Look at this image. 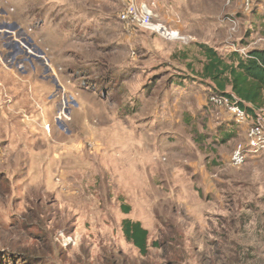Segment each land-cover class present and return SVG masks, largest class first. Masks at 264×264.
<instances>
[{"label":"rangeland","instance_id":"1","mask_svg":"<svg viewBox=\"0 0 264 264\" xmlns=\"http://www.w3.org/2000/svg\"><path fill=\"white\" fill-rule=\"evenodd\" d=\"M130 1L0 0V264H264V153L230 163L264 109L239 125L208 102L224 94L203 91L187 37L211 30L228 58L227 0H134L191 48L148 79L141 48L180 43L120 21ZM250 1L248 16L227 3L236 48L264 38L244 27ZM124 220L147 231L143 250Z\"/></svg>","mask_w":264,"mask_h":264},{"label":"trees","instance_id":"2","mask_svg":"<svg viewBox=\"0 0 264 264\" xmlns=\"http://www.w3.org/2000/svg\"><path fill=\"white\" fill-rule=\"evenodd\" d=\"M198 47L205 51L208 60L202 73L216 85L214 88L216 92L226 95L233 101L236 100L237 105L249 114L264 109V50H252L247 53L246 58L233 52L228 58L223 59L205 45ZM227 86L230 87V91L225 93ZM122 230L129 242L140 250L144 249L147 231L139 222L124 220Z\"/></svg>","mask_w":264,"mask_h":264},{"label":"built area","instance_id":"3","mask_svg":"<svg viewBox=\"0 0 264 264\" xmlns=\"http://www.w3.org/2000/svg\"><path fill=\"white\" fill-rule=\"evenodd\" d=\"M227 3H229V0H227ZM243 10L245 12L251 10L250 0H243ZM119 20L137 30L157 35L165 41L183 39L177 30L170 29L165 24L157 21L156 13L148 4H136L134 0H131L119 14ZM231 30L234 31V27ZM237 52L243 58L247 57L244 50H238ZM208 102L219 108H225L233 117L234 122L239 125H243L250 119L249 114L237 105L236 100L233 101L225 95L212 94L209 96ZM252 120L247 130L246 144L236 146L231 155L230 163L233 166L239 167L244 164L249 155L264 153V113H256Z\"/></svg>","mask_w":264,"mask_h":264},{"label":"crops","instance_id":"4","mask_svg":"<svg viewBox=\"0 0 264 264\" xmlns=\"http://www.w3.org/2000/svg\"><path fill=\"white\" fill-rule=\"evenodd\" d=\"M252 3L254 4L253 6V13H252V16H249V21L247 23H245L244 27L245 26H250L251 28H253V32L256 34L258 33L259 35H263L264 36V32H261V31H264V0H252ZM229 4H227L226 2H224V5L222 6V14L225 13V15L223 16V18L220 19V22L225 26V29L224 30L222 28V37L225 38L224 42L226 45V48H232L231 51L232 52H236L239 56H241L237 51L238 50H244L246 53L252 51V50H264V38H261V39H258V40H255L254 42L251 43V45L247 46V47H243V48H236L234 43H233V40H232V36L239 30V27H240V24H239V19L235 18L233 15L231 16H228V12H225L228 8ZM241 10L242 12H244L245 16H248L249 15V12H245L243 10V0H241ZM192 15V19L191 21H196L198 18H197V13L194 11L191 13ZM204 15V14H203ZM203 15L200 14L198 15L199 18H203ZM220 17V15H219ZM204 19H205V23L207 21V17L204 16ZM244 21L246 22V19H244ZM232 22V23H231ZM234 27V31L235 33H231V28ZM236 27V28H235ZM171 28V27H170ZM173 30H177L179 35L185 39L184 35H181L180 33V30L178 28H171ZM211 32V30H210ZM209 32V33H210ZM209 33H206L205 37H203L202 39H198V37H200V34L198 35V32L196 29H193L191 30L188 34L187 37H189L191 39V42L190 44L194 47L195 45H205L208 49L214 51L216 53V51L218 50L217 47H214L211 45L210 42H207L208 39L207 37L209 38L210 37V34ZM128 34V32L126 33ZM129 35V34H128ZM141 39V42H143L146 38V35H142V37L140 38ZM182 39V40H183ZM198 40V41H197ZM165 41V40H164ZM167 42H175L177 43L178 41H167ZM180 43L179 45L178 44H172V48H162L161 49H158L156 47H153L152 48V51H146L144 48H141V51L139 52V54H141V58L140 60H142V62H144V65L146 66H150V68L148 69H144L145 73H143L144 75H147V79L149 77H151V70H153L154 68L158 67V66H162V65H170L171 63L174 62V59L171 58L172 57V54H173V49L175 48H179L181 49L183 52H179L181 53L180 54V61L178 62L179 65L182 64V60L185 61V65L186 66H189V59L188 57H186V53L189 52V50L191 48H189V46H183V45H187L188 43L186 42H178ZM155 44L156 46H159L160 44L157 43V41L155 40ZM166 44V43H165ZM167 45V44H166ZM199 48V47H198ZM202 49L200 48V51ZM203 51V50H202ZM202 51H201V54H202ZM204 55V58H203V62H202V65H201V69H200V73L199 74V77L202 78L205 83H208V85L210 86L209 88L208 87H204L203 88V91L206 92V91H209L211 90V88L213 87L216 88V85L212 82V80L208 77L205 76V74L203 75L202 71H203V67L205 64H207L208 60H207V56H206V53L205 51H203V54L202 56ZM208 55H210V53H208ZM218 56V55H217ZM221 58V56H219ZM242 57V56H241ZM127 70L131 71L132 67H127L126 68ZM199 71V70H197ZM202 81V80H201ZM181 81H179V84L176 85L177 88H180ZM208 88V89H207ZM230 91V87H226L225 88V93H228ZM200 93V92H199ZM205 102V101H204ZM202 102V103H204ZM247 106H250V105H247Z\"/></svg>","mask_w":264,"mask_h":264},{"label":"bare ground","instance_id":"5","mask_svg":"<svg viewBox=\"0 0 264 264\" xmlns=\"http://www.w3.org/2000/svg\"><path fill=\"white\" fill-rule=\"evenodd\" d=\"M47 128V127H46Z\"/></svg>","mask_w":264,"mask_h":264}]
</instances>
